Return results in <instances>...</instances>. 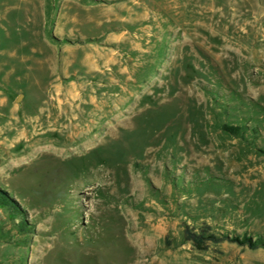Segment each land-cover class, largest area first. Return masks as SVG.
Returning <instances> with one entry per match:
<instances>
[{"label": "rangeland", "instance_id": "374dc122", "mask_svg": "<svg viewBox=\"0 0 264 264\" xmlns=\"http://www.w3.org/2000/svg\"><path fill=\"white\" fill-rule=\"evenodd\" d=\"M49 147L0 177V264H264L184 239L264 243V0H0V171Z\"/></svg>", "mask_w": 264, "mask_h": 264}, {"label": "trees", "instance_id": "16d2710c", "mask_svg": "<svg viewBox=\"0 0 264 264\" xmlns=\"http://www.w3.org/2000/svg\"><path fill=\"white\" fill-rule=\"evenodd\" d=\"M223 131L232 137L240 136V129L235 127H224ZM18 213H21L18 207L12 201L8 203ZM184 239L191 244L196 251H204L209 245L231 244L245 247L250 251L264 250V243L254 242L251 239L231 238L229 236L216 237L209 234V230H204L200 234L193 233L189 228L185 229Z\"/></svg>", "mask_w": 264, "mask_h": 264}, {"label": "bare ground", "instance_id": "6f19581e", "mask_svg": "<svg viewBox=\"0 0 264 264\" xmlns=\"http://www.w3.org/2000/svg\"><path fill=\"white\" fill-rule=\"evenodd\" d=\"M40 104V103H39ZM46 112L44 110L41 111V114L44 115ZM76 122V121H75ZM129 121H123L120 126L121 128L125 129L124 127H126V123H128ZM70 126L67 128L68 130H70L71 127H73V124H69ZM56 132V131H55ZM53 132V133H55ZM89 134L86 133V134H81L80 136V139L79 140H83L84 138H86ZM21 143V141H20ZM92 143L91 142H85L83 143V145H80V149H88L89 147H91ZM51 153V154H54V155H57L58 157H61L65 154H68L70 153L71 151H68V150H63V149H55L53 147H49V148H44V149H39V150H36L34 151L33 153L29 154L27 157H23V158H19L18 160H16L15 162L13 163H10L7 167H6V170H1L0 171V177H5V174L7 173V171L9 169H20L22 164L25 163V162H32L35 161V157H40V156H43L45 153Z\"/></svg>", "mask_w": 264, "mask_h": 264}]
</instances>
